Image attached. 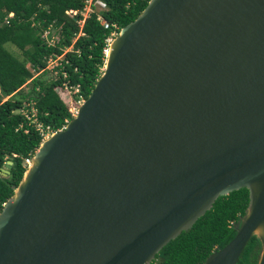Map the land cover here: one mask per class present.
<instances>
[{
  "label": "water",
  "instance_id": "obj_1",
  "mask_svg": "<svg viewBox=\"0 0 264 264\" xmlns=\"http://www.w3.org/2000/svg\"><path fill=\"white\" fill-rule=\"evenodd\" d=\"M241 189L204 264H238L254 236L264 264V0H150L4 204L0 264H152Z\"/></svg>",
  "mask_w": 264,
  "mask_h": 264
},
{
  "label": "trees",
  "instance_id": "obj_2",
  "mask_svg": "<svg viewBox=\"0 0 264 264\" xmlns=\"http://www.w3.org/2000/svg\"><path fill=\"white\" fill-rule=\"evenodd\" d=\"M102 1L106 10L93 12L81 28L85 0H0V212L27 171L25 159L42 143L40 134L27 126L17 111L34 100L44 125L55 131L62 129L74 118L73 108L59 92L63 83L79 86L75 100L80 96L86 100L103 74L107 40L133 22L150 0ZM99 14L108 28L98 21ZM49 27L58 37L55 45H49L43 36ZM79 33L82 35L78 37ZM8 44L17 48L24 59L9 51ZM64 54L63 71L68 77L65 79L60 71L50 80L44 79L50 73L46 70L48 59ZM9 161L13 165L5 176L3 169ZM248 205L247 189L220 197L191 230L167 244L152 264H204L214 251L233 240L234 225L246 214ZM260 253L261 243L254 236L238 264H257Z\"/></svg>",
  "mask_w": 264,
  "mask_h": 264
},
{
  "label": "built area",
  "instance_id": "obj_3",
  "mask_svg": "<svg viewBox=\"0 0 264 264\" xmlns=\"http://www.w3.org/2000/svg\"><path fill=\"white\" fill-rule=\"evenodd\" d=\"M96 8L100 9L101 11H104V10H106L107 5L102 0H85V9L82 12L83 20L79 22L81 28H83L81 23L83 21L85 22V19H86L84 16V12L89 11L90 13H93ZM74 14H77V13H74ZM69 15H72V14L70 13ZM11 16H13V14H11ZM98 21H100L101 25H103L105 28L109 27V24L104 20V18L101 15L98 16ZM83 25H84V23H83ZM52 30H54L52 27H49L48 29H46L44 32L45 37L51 35ZM117 35H118L117 32H113L111 37L107 40V47L104 49V55H105L106 59L109 55L111 42L113 41V39ZM47 42L49 43V45H55L58 42V37L55 35V32L52 34V36H50V39L47 40ZM69 48L71 49L72 47H69ZM70 49H68V51H70ZM64 55H62V56H64ZM62 56L50 57L48 59V63H47V71L53 73L55 76L59 75V72L61 71L63 77L66 79L68 76H67V73L63 71L64 59L62 58ZM79 90H80L79 86L73 87V86H70L68 82H64L62 85V88H60L59 92H60L61 96L62 95H65V96L66 95H70V96L73 95V99H75V96H77L80 93ZM62 98H63V96H62ZM83 102H84V99L82 98V96L78 97L76 100V104H78L79 106L82 105ZM77 111H78L77 107L73 108V116H76ZM17 113L24 117L25 123L27 124V126H32L35 128V131H37L40 134V136L42 137V142H44L45 140H48L54 133L63 130L67 125L66 124L62 129L57 130V131H55L49 125L48 126L44 125V123L39 118V110H38V108L36 106V102L34 100H31V101L25 103L24 106L21 107L17 111ZM68 122L69 121H67L66 123H68ZM24 126H25V124L23 123L20 126V129L24 128ZM25 133H28V130H25ZM34 155H35V153L31 154L28 158L25 159L26 168L31 166L32 159H33ZM232 225H234V223H232Z\"/></svg>",
  "mask_w": 264,
  "mask_h": 264
},
{
  "label": "rangeland",
  "instance_id": "obj_4",
  "mask_svg": "<svg viewBox=\"0 0 264 264\" xmlns=\"http://www.w3.org/2000/svg\"><path fill=\"white\" fill-rule=\"evenodd\" d=\"M94 12H101V10L100 9H95L94 10ZM92 13H90L89 11H85L84 12V16H85V18H89L90 17V15H91ZM100 15V14H99ZM83 23H84V21L81 23V25L83 26ZM55 31L54 30H52L51 31V35H49V36H46L45 37V33H44V37H45V40L47 41V40H49L50 39V36H52V34L54 33ZM82 35V33H79V35H78V37L79 36H81ZM76 40V39H75ZM72 47V46H71ZM7 48H8V50L9 51H11L13 54H15L17 57H19L21 60H23L24 58H23V56H22V54H21V52L17 49V48H15L13 45H11V44H8L7 45ZM68 49H70V48H68ZM68 49L65 51L66 53L67 52H69L68 51ZM72 50V48L70 49V51ZM65 53V54H66ZM62 58L63 59H65V55L64 56H62ZM47 70V69H46ZM51 75H53V76H55L53 73H48L47 74V76H45V78L44 79H46V80H50L53 76H51ZM63 96V99L66 101V102H68V104H70V106L72 107V108H76L77 106H78V104H76V100L75 99H73V95H62ZM80 107V106H79ZM79 107H77V108H79Z\"/></svg>",
  "mask_w": 264,
  "mask_h": 264
}]
</instances>
